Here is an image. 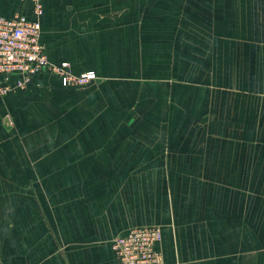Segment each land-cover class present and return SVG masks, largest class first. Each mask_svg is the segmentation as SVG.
I'll return each mask as SVG.
<instances>
[{
  "label": "crops",
  "instance_id": "crops-1",
  "mask_svg": "<svg viewBox=\"0 0 264 264\" xmlns=\"http://www.w3.org/2000/svg\"><path fill=\"white\" fill-rule=\"evenodd\" d=\"M51 63L0 92V264H264V0H39ZM34 0L0 17L35 18Z\"/></svg>",
  "mask_w": 264,
  "mask_h": 264
},
{
  "label": "built area",
  "instance_id": "built-area-1",
  "mask_svg": "<svg viewBox=\"0 0 264 264\" xmlns=\"http://www.w3.org/2000/svg\"><path fill=\"white\" fill-rule=\"evenodd\" d=\"M36 17L18 14L0 17V92L7 94L12 86L10 77L22 75L18 86L24 87L26 80L36 73L50 71L60 75L65 85L83 87L97 79L94 71L76 74L69 64L51 63L41 41L40 16L44 9L39 0H34ZM163 239L159 226L134 227L125 235L116 237L113 248L116 264H164L162 251L158 248Z\"/></svg>",
  "mask_w": 264,
  "mask_h": 264
}]
</instances>
